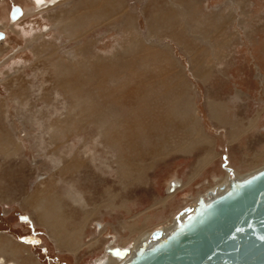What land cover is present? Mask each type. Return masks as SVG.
<instances>
[{
  "label": "rangeland",
  "instance_id": "374dc122",
  "mask_svg": "<svg viewBox=\"0 0 264 264\" xmlns=\"http://www.w3.org/2000/svg\"><path fill=\"white\" fill-rule=\"evenodd\" d=\"M173 1L120 0L109 5L106 16L86 18L73 34H65L63 26L54 22L58 9L37 6L31 10L32 0H0V30L5 33L0 40V240L26 244L35 264H92L102 251L110 254L106 248L123 232L119 221L131 223L134 214L150 208L155 199L169 197L171 193L162 196L169 182L185 180L209 151L211 144L201 142L189 150L163 152L153 160L167 144L187 139L186 125L194 117L212 138V154L218 155H210L212 161L206 162L210 164L199 168L186 187H177L181 190L150 219L143 216L140 221L150 224L149 232L160 231L163 224L158 220L167 218L164 225L172 224L215 182V174L224 171L226 164L239 170L244 167V153L264 148V0H191L197 17L210 16L204 22L209 41L202 43L173 22L169 29L174 35L163 30L158 37L148 31L152 10L176 8ZM14 3L30 9L10 22L8 12ZM134 35L140 38L139 45L124 55L122 50ZM190 51H198L199 69L207 73L202 77L192 69ZM56 61L71 69L62 77L64 82L53 76ZM176 68L191 84L193 94L171 108L170 96L179 90ZM77 93L104 103L99 122L106 123L116 153L106 143L95 145L99 124L83 123L66 114L75 106ZM209 102L237 128L259 111L258 121L250 132H242L229 143L226 131L230 127L210 118ZM51 125L56 126V134L58 130L63 134L50 137ZM5 129L21 145L13 156H6L8 145L1 135ZM57 172L63 179L51 186ZM41 183L54 188L61 214L69 218L80 216L85 204L89 209L97 205L98 212L86 223L82 240L97 236L106 224L98 246L82 247L74 254L56 245L47 228L36 222V212L21 204ZM77 192L87 201L75 200Z\"/></svg>",
  "mask_w": 264,
  "mask_h": 264
},
{
  "label": "bare ground",
  "instance_id": "6f19581e",
  "mask_svg": "<svg viewBox=\"0 0 264 264\" xmlns=\"http://www.w3.org/2000/svg\"><path fill=\"white\" fill-rule=\"evenodd\" d=\"M32 1H33V5H32L31 10H33L37 6H38V9L40 10L58 9L57 10V12H59V15L57 13L58 19L54 20V22L56 23V25L61 24L63 26V33L65 34L67 33L73 34L74 30L78 26H80L83 20L86 18H89L92 16H106L109 13V10H108L109 5L111 6L113 3L119 4L120 2V0H32ZM173 2L177 3L178 6L176 8L167 6L166 10L165 9L160 10L162 8L160 9L154 8L152 10L153 15H150L149 20L147 19L148 20L147 23L148 24L150 23V27L148 31L153 32L155 36H158L160 33H162L163 30H165L167 34L174 35V33L170 31L169 29L172 26L171 24L173 22L174 24H177V27L181 26L184 28V30H187L185 31V33L189 36H194V38H197L199 42L202 43V41L203 42L209 41L205 38L208 32L204 30V27H205L204 22L205 20L209 19L210 16L203 17V18L199 16L197 17V14L194 11V8L191 9V6H192L191 0H174ZM64 4L68 5L67 8H62ZM20 9H21V13L16 18L11 19L9 17L10 22L17 21V19H19L23 15L24 12L28 13L30 8L27 7L25 10H23V8L20 6ZM159 21L162 22V24H160ZM167 25H170V26H167ZM135 30L136 32L138 31L137 28H135ZM39 35L40 34L36 35V37L32 38V40H36L39 37ZM136 35L132 37L125 51L124 49L122 50L123 54L124 52L129 53L131 51H134L135 48L139 45L140 38L137 37ZM4 37H5V33H4V36L0 38V40L3 39ZM210 46L212 47L213 44H211ZM199 51H201V49ZM50 52H54V49L52 48ZM197 52L193 53L190 51L189 56L192 61V69L194 71L196 70L195 72L197 76L202 77L203 74H207V73H204V72L202 73L199 69L201 67H199V64H198V58H197L198 53ZM176 63H178V65L180 66L178 61ZM70 70H71L70 67L65 65L61 61H56L55 63H53L52 73H53V76L55 77V80H57L58 82H61L62 77L67 75ZM174 78H175L176 84L178 85L179 90H176L170 96V98L172 99L171 108L174 107L177 101L179 100L183 101L191 93L193 94V91L191 89V84L186 79H184L182 72L180 73L178 68H176V74ZM62 82L64 81L62 80ZM83 96L84 95H81L78 93L75 94L76 104L74 107H72V110L69 108L66 114L67 115L71 114L77 119H81L83 123L90 120V122H94L93 125L95 126L99 124L98 132H96L94 136V140H93L95 145L106 143L115 150L114 148L116 146L115 141L111 138V135H109L108 129L106 127V123L100 124L99 122L98 112L104 109L103 107L104 103L94 99V97L92 98L90 97L91 98L90 99L89 97L83 98ZM90 103H91V106H90ZM84 105H89V107L85 108ZM209 108H210L211 116L215 122H217L219 125L224 126V127L229 125L230 129L229 131L228 129L226 131L228 135L227 137L229 139V143H232L238 140V137L240 136L242 132H246V133L250 132L255 127V124L259 118V111H258L253 115V117L248 118L247 124L245 126H240L241 128H237L238 126L236 127L235 124H232V123L230 124L226 123L224 125V122L221 120L220 109L216 104L209 102ZM192 110H194V108ZM69 116H67V118ZM186 128L188 132V137H186L187 138L186 140L182 141L181 143L179 142L177 144H174V145L167 144L165 147V150L164 151L161 150V152L156 154L157 156L155 155L153 157V160L156 157L158 158L160 154L162 155L163 152H169L172 150H181V149L189 150L190 148H192L193 145L194 146L198 145L201 142L210 143L211 146H210L209 151L205 153V155H202L201 158L195 163V167H194V169L196 168L195 172L193 169L192 170L194 172L193 174H192V171L190 172L191 174L188 173L187 176L185 177V180H183V182H182V179L181 181L175 180L176 178L171 180L169 183L168 192H166V194L171 193L169 194L170 196L167 198H162V199L157 198L158 200L155 199L154 203L151 205L150 208L144 210L143 212L142 211L137 212V215L134 214L133 216L134 218H132L134 219L133 222L126 223L125 221H119L120 222L119 227L121 230H123V232L118 235L119 239L117 240L116 238V240L112 243V247L106 248V251H108L110 254L104 253V251H102V254L99 255L96 259H94L92 264H123L125 261H127L132 256L134 250L137 247L150 246L158 237L153 236L154 234L153 231L152 232L148 231V227L150 224L144 225V223L142 224V221L140 220H142L144 218L143 216L145 215L146 216L144 219H146V217L150 219L149 217H152L154 215V211H158L161 205H164L168 201L173 199L175 193L177 192V189L186 187L188 184L191 183V180L196 175L197 173L196 171L199 168H201L204 165L202 167L204 169L209 164V163L206 164V162L208 160L212 161V159L210 160V158L213 157V155H218L215 152H214L215 154H212L211 148H214L212 147L213 145L212 138L208 133L204 131L197 117H194L193 120L189 121L186 125ZM185 129H183L182 131H185ZM48 130L50 133L49 134L50 137H53V135L57 133V128L55 125H51L48 128ZM58 131L59 133L56 135H59V134L62 135L64 132L63 130H58ZM1 135L3 136L2 141L7 143L8 145L7 154L5 153L6 156L12 155L19 151V149L21 148V145L12 136V134L10 133L8 129L3 130ZM115 153H116V150H115ZM250 156L252 159L250 158ZM262 156L264 157V148L261 149L260 152L253 151L250 153H244L243 159H241L242 160L241 163L243 164L242 166L244 167L241 166L242 168L239 169L240 171L236 170L237 168L235 169L229 164H226V161H225V164H226L225 165L226 167H224L225 174L223 173L216 174L215 182H213L212 185L210 183L209 187L204 189L203 193L199 194L197 198L201 197L204 201H207L209 198L214 197L215 195L223 192L227 188L229 180L243 178L251 174L255 170L264 167V158L260 162L254 161V160H257L258 157H262ZM59 163L60 162H58L57 166H59ZM254 166L255 167L257 166V167L255 168ZM63 168H67L66 170L69 171L68 165L64 164ZM70 169L72 170V167H70ZM61 174H62L61 172L60 174L59 172H57L55 177L54 175L52 176L53 183L51 186H53V184L56 185V183L59 182V180L63 179L62 178L63 176H61ZM124 175H125V169H123V171L121 172V176L123 177ZM139 177H141V175H139L135 180H137ZM114 194L110 193L109 197H114ZM166 194L162 196H165ZM76 198L77 199L75 200H78L79 203H84L87 201L86 197L83 195L82 192H77ZM197 198L194 199V204L190 208H187V209L185 208L186 210L181 211L178 215L175 216L174 222L172 224L164 225L165 222L167 221L166 218H165L166 219L165 221L160 223V224H163L162 227H158L160 230V236H163L164 234H166L175 225H177L179 221L183 220L188 214H190V212L192 211L196 203ZM60 202L61 200L55 194L54 188H51L48 186L44 188L43 183H41V185L38 188H36V192L30 195L24 196L22 198L21 204L24 207L26 206L28 209H32L33 212L34 211L36 212V216H37L36 222L39 224H43L47 228L49 235L54 239L56 245L59 248L61 247V248L67 249L71 251L72 253L76 254L77 250H79L82 247L85 248L89 246H93V247L98 246V243L100 242V238H101L100 235L106 229V226H107L106 224H102L101 226L100 223H97L98 228L101 226L98 231L97 236L95 237L93 236V238H90V239L87 238V239L82 240L84 230L87 226L86 223L89 222L90 219L95 217V214L98 212L97 205H93V207L91 206V208L89 209L87 206H85L86 205L85 204L82 207V214L80 216H78L77 218L76 217L69 218V216H64L61 214L62 205ZM161 207H164V206H161ZM135 217H136V220H135ZM170 220L173 221L172 218ZM70 221L72 222L70 223ZM141 224L144 226L140 227ZM158 228H156L154 231H156ZM118 232H120V230ZM8 239L9 238L7 239L2 238L0 240V264H16V263L35 264L36 259L33 257L31 252L28 251L27 249L28 246L27 247L25 246L26 244L13 241L12 239H9V240ZM107 249H115V251L107 250ZM119 249H124V252L121 254L120 252H118Z\"/></svg>",
  "mask_w": 264,
  "mask_h": 264
},
{
  "label": "water",
  "instance_id": "95a60500",
  "mask_svg": "<svg viewBox=\"0 0 264 264\" xmlns=\"http://www.w3.org/2000/svg\"><path fill=\"white\" fill-rule=\"evenodd\" d=\"M20 13L19 4L10 6L11 19ZM153 233L158 238L137 247L123 264H264V167L229 180L207 201L198 197L171 230Z\"/></svg>",
  "mask_w": 264,
  "mask_h": 264
},
{
  "label": "crops",
  "instance_id": "0c3cea01",
  "mask_svg": "<svg viewBox=\"0 0 264 264\" xmlns=\"http://www.w3.org/2000/svg\"><path fill=\"white\" fill-rule=\"evenodd\" d=\"M220 112H221V120L224 122V125H225L226 123H227V124H230V122H228V121H226V120L224 119V116H223V113H222V110H221V109H220ZM210 118L213 120V118H212V116H211V113H210ZM213 121H214V120H213ZM214 122H215V121H214ZM219 126H220V125H219ZM219 156H220V153H219ZM217 158H218V156L216 157V159H217ZM216 159H215V160H216ZM235 169H236V168H235ZM236 170H237V169H236ZM239 171H240V170H239ZM220 173L225 174V171H221ZM220 173H219V174H220ZM216 174H217V173H216ZM216 174H215V175H216ZM196 177H197V176H196ZM196 177H195V178H196ZM195 178H194V179H195ZM194 179H193V180H194ZM193 180H192V181H193ZM192 181H191V182H192ZM182 182H183V180H182ZM169 183H170V182H169ZM168 194H169V193H168ZM168 194H166V195H168ZM166 219H167V218H166ZM166 219H164V220H166ZM164 220H162V221H161V220H158V221H159V223H161V222H163Z\"/></svg>",
  "mask_w": 264,
  "mask_h": 264
},
{
  "label": "flooded vegetation",
  "instance_id": "af4514ba",
  "mask_svg": "<svg viewBox=\"0 0 264 264\" xmlns=\"http://www.w3.org/2000/svg\"><path fill=\"white\" fill-rule=\"evenodd\" d=\"M209 164H210V163H209ZM209 164H208V165H209ZM219 173H220V172H218L217 174H219ZM208 184H209V182H208ZM211 185H212V183H211ZM181 189H182V188H181ZM181 189H179L178 191H180ZM178 191H177V192H178ZM177 192H176V193H177Z\"/></svg>",
  "mask_w": 264,
  "mask_h": 264
}]
</instances>
